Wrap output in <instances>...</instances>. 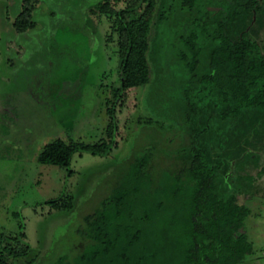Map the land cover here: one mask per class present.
I'll list each match as a JSON object with an SVG mask.
<instances>
[{
	"label": "trees",
	"instance_id": "16d2710c",
	"mask_svg": "<svg viewBox=\"0 0 264 264\" xmlns=\"http://www.w3.org/2000/svg\"><path fill=\"white\" fill-rule=\"evenodd\" d=\"M37 5L23 0L13 21L17 32L36 26ZM173 5L182 16L177 38L184 44L176 54L189 71L185 92L189 112L198 118L188 138L191 148L178 149L182 156L161 150V165L151 151L136 157L110 193L84 214L76 231L85 244L75 254L44 262L43 252L25 241L22 225L15 235L0 233V264H240L255 252L244 230L251 213L247 195L264 175V162L259 167L257 153H244L250 144L239 136L221 137V126L238 125V133L246 134L262 123L264 134V0H229L226 14L217 17L204 0H100L91 11L118 37L116 99L151 82L153 31L159 22H170ZM111 101H106L108 136L97 142L55 138L38 160L71 172L76 152L111 153L116 126ZM215 126L219 131H212ZM185 135L171 139L182 136V142ZM260 142L263 149L264 138ZM47 202L54 210L76 205L72 194Z\"/></svg>",
	"mask_w": 264,
	"mask_h": 264
},
{
	"label": "rangeland",
	"instance_id": "374dc122",
	"mask_svg": "<svg viewBox=\"0 0 264 264\" xmlns=\"http://www.w3.org/2000/svg\"><path fill=\"white\" fill-rule=\"evenodd\" d=\"M99 1L37 0L36 26L20 33L13 21L23 0H0V233L15 235L23 225L25 241L43 252L44 262L84 246L76 231L84 214L110 193L136 157L151 151L161 165V150L182 156L177 150L193 145L188 138L198 118L189 112L185 92L189 71L176 54L184 46L177 38L182 16L176 5L170 22H159L153 31L151 82L116 99L118 37L103 16L92 13ZM204 1L215 17L226 14L229 0ZM108 97L116 118L111 153L76 152L71 172L38 160L55 138L97 142L108 136ZM262 125L254 123L251 133L239 134L238 125L229 129L224 124L221 137L239 136L250 144L244 153L256 154L264 138ZM175 134L188 137L173 141ZM71 194L76 202L71 211L54 210L47 202ZM247 201L251 213L244 230L257 249L240 264H264V201L260 205L249 195Z\"/></svg>",
	"mask_w": 264,
	"mask_h": 264
},
{
	"label": "crops",
	"instance_id": "0c3cea01",
	"mask_svg": "<svg viewBox=\"0 0 264 264\" xmlns=\"http://www.w3.org/2000/svg\"><path fill=\"white\" fill-rule=\"evenodd\" d=\"M257 155H259V157H258L259 163L256 164V165L261 167V164L264 162V148L263 149H259L258 152H257ZM253 185H254L253 186L254 187L253 192L249 193L248 195L254 197L255 198V202H257V203H259L261 205L262 202L264 201V175L259 177L258 179H256L254 181ZM259 217H260V219L263 218V215H262L261 212L259 213ZM256 249L257 248L255 246V250ZM261 251H262V248L260 246L259 252H261Z\"/></svg>",
	"mask_w": 264,
	"mask_h": 264
}]
</instances>
